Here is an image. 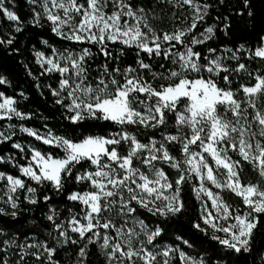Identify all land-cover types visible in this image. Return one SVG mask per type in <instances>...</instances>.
<instances>
[{"label": "snow or ice", "instance_id": "1", "mask_svg": "<svg viewBox=\"0 0 264 264\" xmlns=\"http://www.w3.org/2000/svg\"><path fill=\"white\" fill-rule=\"evenodd\" d=\"M30 2L35 4L38 0ZM168 2L177 7L188 5L192 10V22L186 28L158 30L151 21L159 17L150 16L144 7L134 5L132 0H40L42 12L34 15L35 25H39L43 16L51 22L53 33L61 39L95 44L107 58L112 56L109 43L135 49L137 55L136 67L122 69L117 66L109 71L105 64L93 84L88 79L86 65V58L92 55L90 48L80 52L65 50L63 53L53 49L55 58L47 59L42 53L36 54L42 68L45 64L49 65L45 72H58L62 77L59 89H53L52 95L59 97L56 100L58 104H64L66 99L70 101L64 106L72 113L67 117L71 124L79 126L84 121H105L118 126L116 131L83 135L82 138L74 135L41 136L28 128L22 129L42 140L43 144L63 152L62 156L54 157L50 153L33 150L29 165L21 169L25 177L37 184H51L58 194L64 191L69 178L75 183L88 184L90 190L72 191L67 195L68 201L82 206L79 213L69 209L68 218L59 224L55 223L58 213L54 208L47 216L59 233L58 237H52L58 245L69 241L75 245L84 241L76 264H84L88 257V245L98 241L101 249L105 250L107 264H137V261L158 264L157 256L169 257L170 252L177 250H155V241L161 236L162 229L159 226L150 229L136 215L134 205L164 218L179 214L184 209L180 199L181 188L193 177L198 178L200 184L195 189L197 198L200 199L203 194L211 201V210L207 203L202 206L203 223L214 233L224 234H214L211 238L226 249L237 254L250 252L255 230L261 224V217H264V183H245L241 180V161L251 164L259 177L264 179V75L254 76L246 63L239 62L241 53L248 60H264V38L255 50L244 45L236 50L225 49L231 55L223 59L237 61L235 67L222 64L221 57H204L206 63H201V55L194 51V46L211 39L215 26L207 27L190 40L185 37L195 31L212 5L200 4L197 0ZM219 2L223 4L224 0ZM109 3L113 8L111 12L106 10ZM243 3L245 8L249 6L248 0H243ZM0 9L9 20H19L18 16L3 7V0H0ZM248 15H252L251 11ZM21 30L20 27L15 29L17 32ZM13 40L14 37L6 41L0 39V44L11 45ZM177 45L184 50L173 51ZM141 52L146 53L149 59L153 55L163 56L171 66L164 71H153L150 63L139 58ZM160 68L163 69L164 65L161 64ZM221 73L225 74L221 76ZM241 73L253 77L256 82L251 86L241 84L233 89L230 76ZM216 77L223 80V87ZM4 83L6 81L0 78V84ZM241 91L243 99L239 96ZM15 103L11 98L3 99L0 119H11L10 114L24 118L13 106ZM126 126L154 130L171 128L173 132L161 131L160 139L149 138L144 143ZM84 131L87 132V129ZM0 137L10 138L4 137L3 133ZM173 145L179 146V156L170 150L169 146ZM14 147L21 146L16 144ZM229 153H235L240 159H233ZM85 164L87 167L81 172L77 166ZM158 164H167L178 173V177L171 181ZM5 178L9 185L6 203L16 209L18 203L12 194L24 189L25 182L0 173V180ZM206 182L219 191L214 192L206 186ZM224 191L241 198L246 210L234 209L222 197ZM35 192V188H27V193L31 194L29 203H37ZM44 199L47 201L50 197ZM0 215L15 218L17 213H6L0 208ZM195 227L207 232L199 224ZM110 231L115 235L109 234ZM69 232L78 234V239H73ZM4 234L0 228V236ZM3 243L8 248L20 247L23 250L21 261L25 255H31L37 261L43 259L44 264H58L52 259L56 249L48 247L46 241L17 244L13 236ZM27 249L36 251L28 252ZM4 250L0 248V251ZM179 255L185 264H205L203 260H193L182 251ZM163 264H169V260L165 259Z\"/></svg>", "mask_w": 264, "mask_h": 264}, {"label": "trees", "instance_id": "2", "mask_svg": "<svg viewBox=\"0 0 264 264\" xmlns=\"http://www.w3.org/2000/svg\"><path fill=\"white\" fill-rule=\"evenodd\" d=\"M84 2V0H81ZM200 4H211L208 9V15L197 24V28L189 36H199L200 33L209 26L214 27V35L202 44L194 46V51L201 55V63H206L204 57L213 59L221 57L222 64L228 67H235L237 61L224 60L231 53L225 52V49L236 50L240 45L245 48L255 50L261 44L264 38V0H248L249 6L244 7L243 0H224L221 4L219 0H197ZM132 3L138 7H144L150 16L159 17L152 20L151 23L160 31H173L177 28H186L192 21V10L188 5L182 7L174 6L168 0H132ZM3 7L18 16L17 23L10 21L0 9V39L7 40L14 37L11 45L0 44V78L6 83L0 84V101L3 97L12 98L16 101L14 107L19 111L23 119L13 116L11 119H0V133L9 139L0 137V173L11 175L25 182V188L18 194V208L12 209L11 206L0 205L6 213L15 211L16 217L11 215H0V228L4 230V235L0 236V248L6 250L0 251V264L6 261L7 264H44L43 259L37 261L31 255H25L21 261L22 249L20 247L8 248L4 241L15 236L17 244L33 243L46 241L48 247L55 248L56 252L52 259L58 264H76L78 252L83 246L84 241L79 244H72L70 241L63 245H58L53 236H59L55 225L47 219L50 209L54 208L58 213L55 220L56 224L66 221L69 216V209L79 213L81 205L77 202L67 200V195L72 191L90 190L87 182L75 183L71 178L65 185L62 193H57L51 184L44 182L37 184L21 173V168L29 165L32 156V150H39L42 153H50L54 157L62 156L63 152L51 145L43 144L42 140H37L34 136L28 135L22 131L28 128L38 135H54L66 137H80L83 135H101L107 132L118 130V126L105 121H84L81 125H73L67 117L72 115L64 105L70 101L64 100V104L56 103L59 97L52 95L53 89H59V82L62 79L58 72H45L37 63L35 52H41L48 56L53 55V49L58 52L69 50L80 52L84 48H90L92 55L86 58L88 68V79L94 84L95 79L103 72L105 64L109 71L119 66L125 68L128 66L136 67V50L127 48L122 44L109 43L108 49L111 51V58H107L100 51L99 46L89 43H74L63 40L52 31V24L43 16L39 25L33 23L36 12H42L40 0L37 3H31L30 0H3ZM108 12L113 10L109 3ZM251 11L252 15H248ZM240 13H243L241 15ZM228 26L227 28L225 26ZM20 27L22 30L17 32L15 29ZM201 39L203 37H200ZM209 49H215L210 52ZM183 51L181 45H177L173 51ZM123 53V54H121ZM239 62L246 63L255 75H264V60L256 58L248 60L244 53H241ZM146 63L152 65L153 71H164L171 65L164 60L163 56L153 55L149 59L146 53L141 52L140 57ZM163 64L164 68H160ZM225 73H221L223 76ZM208 76V73H204ZM220 86L224 82L220 77H216ZM232 80L231 87L239 88L241 84L246 86L253 85L256 81L253 77H248L241 73L239 76H230ZM23 94V95H21ZM66 95V93H64ZM241 99L244 94L239 93ZM252 111L251 109L249 110ZM127 130L135 134L137 138L147 143L149 138L160 139L161 131L173 132V129H151L141 126H126ZM87 129V132L84 130ZM19 144L17 148L14 145ZM123 147V146H122ZM174 155L179 156L177 151L179 146H169ZM23 149V150H21ZM233 159H240L235 153H229ZM242 171L241 180L245 183H264V179L259 177L251 164L241 161ZM168 175L171 181L178 177V173L167 164L157 165ZM82 172L87 165L77 166ZM75 174V173H74ZM199 186L196 177L187 181L181 188L180 199L183 201L184 209L179 214L169 215L164 218L159 215H152L145 209L137 208L136 215L144 220L149 228L155 229L159 226L162 229L161 236L157 237L155 244L158 246H170L178 251L184 252L188 257L200 259L205 264H264V217H261V224L255 230L250 252H241L239 254L226 249L220 245L213 236L202 219V202L196 196L195 189ZM36 189L35 198L37 203L28 202L29 193L27 188ZM207 187L212 188L210 184ZM214 192L219 191L212 188ZM222 197L232 205V207L246 210L241 198L233 193L224 191ZM45 197H50L45 201ZM199 224L201 228L207 229V232L201 231L195 225ZM67 227V224H65ZM51 234V235H50ZM73 239H78V234L69 232ZM90 235V234H89ZM179 237V239H177ZM63 239V238H61ZM184 241L188 243L185 244ZM28 252H34L36 249H27ZM42 251V250H41ZM88 257L84 264H107L105 250L101 249L100 242L88 245ZM46 253L44 256L46 257ZM171 264H184L178 255L172 259Z\"/></svg>", "mask_w": 264, "mask_h": 264}, {"label": "rangeland", "instance_id": "3", "mask_svg": "<svg viewBox=\"0 0 264 264\" xmlns=\"http://www.w3.org/2000/svg\"><path fill=\"white\" fill-rule=\"evenodd\" d=\"M11 21V20H10ZM12 22H14V23H17L18 21H12ZM51 23V22H50ZM37 53H41V52H35V58H36V61H37V63H38V57H37ZM43 54V57L45 58V59H47V58H55L54 57V53H53V55H50V56H48V55H46V54H44V53H42ZM39 65H40V67H41V64L40 63H38ZM47 67H49V65H47V64H45L44 65V67L42 68L43 70L45 69V68H47ZM51 73H54V72H51ZM5 97H3L2 98V100L0 101V103H2L3 102V99H4ZM12 99V98H11ZM14 100V99H13ZM15 105V104H14ZM13 105V106H14ZM250 110V109H249ZM0 115H2V113H0ZM11 115V117H13V116H15V114H10ZM5 118H7V117H5ZM41 136H47V135H41ZM32 154H33V150H32V152H31ZM23 168V167H22ZM21 168V169H22ZM21 173H22V171H21ZM23 174V173H22ZM4 176L5 177H7L8 175H6V174H4ZM198 179V178H197ZM198 181H199V179H198ZM199 186H200V184H199ZM199 186H197V188L199 187ZM206 186H207V182H206ZM8 187H9V185L7 184V180H6V178L5 179H3V180H0V205H5V206H10V204L9 203H6V201H7V199H8V196H7V189H8ZM20 190L21 189H18L17 190V192L16 193H13L12 195H13V198L14 199H16L17 200V198H18V194H19V192H20ZM29 195V197L31 196V194H28ZM200 200H201V202H202V206H203V204L204 203H207V205H208V207H209V209L211 210V201L210 200H208L207 199V197H205V196H203V194H201V197H200ZM135 207H139V208H141L140 206H138V205H134ZM141 209H143V208H141ZM117 223H119V221H117ZM207 226V225H206ZM207 228L209 229V231L211 232V234L212 235H219V236H223L224 234L223 233H214L213 232V230L211 229V228H209L208 226H207ZM150 229H152V228H150ZM109 234H111V235H115V233L114 232H111L110 231V233ZM141 239H143V237H141ZM156 245V244H155ZM148 247H152V246H148ZM168 248H171V249H175V248H172V247H170V246H158V245H156V251H158V252H163L164 250H167ZM177 250V249H176ZM179 253H180V251H172V252H170V255H169V257H163L162 255H159V256H157V262H158V264H163V261L165 260V259H167V260H169V264H171L172 263V259L174 258V257H176V255H178L179 257H180V255H179ZM193 259V258H192ZM193 260H196V261H201L200 259H193ZM184 262V261H183ZM137 264H142V262L141 261H137ZM184 264H185V262H184Z\"/></svg>", "mask_w": 264, "mask_h": 264}]
</instances>
